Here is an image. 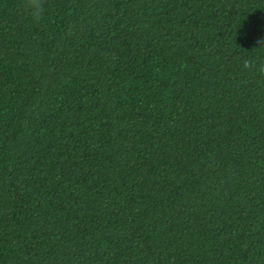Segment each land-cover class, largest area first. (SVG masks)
Returning <instances> with one entry per match:
<instances>
[{
  "label": "trees",
  "instance_id": "1",
  "mask_svg": "<svg viewBox=\"0 0 264 264\" xmlns=\"http://www.w3.org/2000/svg\"><path fill=\"white\" fill-rule=\"evenodd\" d=\"M264 0H0V264H264Z\"/></svg>",
  "mask_w": 264,
  "mask_h": 264
},
{
  "label": "clouds",
  "instance_id": "2",
  "mask_svg": "<svg viewBox=\"0 0 264 264\" xmlns=\"http://www.w3.org/2000/svg\"><path fill=\"white\" fill-rule=\"evenodd\" d=\"M23 7L28 11L34 20L39 21L44 11L45 0H22ZM260 46H264V40L259 41ZM242 68L247 71H254L264 77V62L257 63L252 59H243Z\"/></svg>",
  "mask_w": 264,
  "mask_h": 264
}]
</instances>
